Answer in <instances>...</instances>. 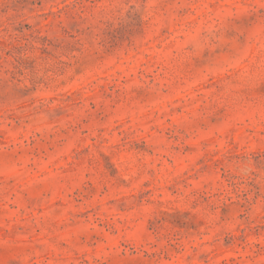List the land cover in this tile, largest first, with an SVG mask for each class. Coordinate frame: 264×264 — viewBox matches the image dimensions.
<instances>
[{
    "label": "rangeland",
    "instance_id": "obj_1",
    "mask_svg": "<svg viewBox=\"0 0 264 264\" xmlns=\"http://www.w3.org/2000/svg\"><path fill=\"white\" fill-rule=\"evenodd\" d=\"M0 264H264V0H0Z\"/></svg>",
    "mask_w": 264,
    "mask_h": 264
}]
</instances>
